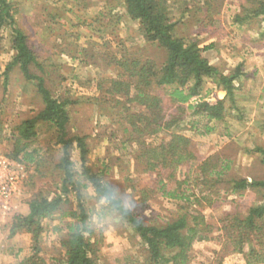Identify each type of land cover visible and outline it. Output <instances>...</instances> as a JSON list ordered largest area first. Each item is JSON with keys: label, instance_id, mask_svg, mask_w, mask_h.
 <instances>
[{"label": "rangeland", "instance_id": "rangeland-1", "mask_svg": "<svg viewBox=\"0 0 264 264\" xmlns=\"http://www.w3.org/2000/svg\"><path fill=\"white\" fill-rule=\"evenodd\" d=\"M10 1L15 9V20L28 36V44L43 66V71L34 67L32 72L44 76L46 86L54 95L76 102L70 107L69 133L86 137L90 150L87 167L115 189L116 197L123 200V205L134 207L144 203L137 211L147 222L162 225L172 220L186 203L165 196L159 181L164 180L166 190L173 192L188 178L190 169L188 185H182L180 190L201 199L202 205L193 208L206 216L215 231L223 213L244 215L250 206L264 204L262 195L256 191H247L241 197L227 191L231 180L264 178V155L258 151L264 150V17L252 19L250 25L243 27L233 22L244 9L255 8L256 0H219L213 2L211 15L190 6L178 30L181 37L196 41L201 47L213 46L205 56L227 75L241 67L243 76L235 82L238 88L235 106L243 114L239 119L236 109H231L223 122L210 124L215 126L214 132L204 134L206 122L188 111L175 131L193 141L198 161L177 170L173 178H169L168 171L144 173L132 159L133 147L122 145L127 135H124L121 123L106 115V86L102 90L99 86L100 80L111 78L106 74V51L120 55L122 44H125L132 53L146 51L147 56L160 58L157 50L142 40L138 23L126 16V22L122 21L120 26L122 36L106 39V21L113 18L106 17V13L110 9L123 12L121 0ZM180 10L170 8L171 16L179 18ZM10 36V29L0 31V153L4 155L14 150V142L5 139L12 137L23 120L34 117L43 109L36 82L27 81L18 67L11 72L7 85L5 83L4 72L14 55ZM106 40L113 42L107 49ZM205 90H211L212 99H222L213 83L206 85ZM232 106L231 102H226V107ZM190 122H195L194 128ZM166 138L163 134L149 139L148 143L158 145ZM34 150L39 152L37 162L27 166V179L18 202L20 208L6 217L8 219H0V261L9 257L13 261V256L4 251L7 247L14 246L15 251L22 249L23 257L31 256L33 248L38 247L41 256L49 264H55L54 260L63 257L61 243L67 235V226L78 221L72 213L79 214L80 206H84L89 228L94 231L89 236L93 242L98 241L99 264H144L143 243L134 237L120 214L111 211L109 204L99 199L92 185L81 177L79 151L72 155L75 178L86 187L70 193L69 202L62 210L52 219L43 221L37 240L26 232L10 238L14 217L27 216L29 202L35 196L53 199L62 194L63 175L57 168L62 148L56 145V135L47 124L39 126L38 137L31 144V151ZM206 160H211V167L217 165L218 169L228 166L222 182L212 189L213 194L218 193L210 197L214 200L211 206L202 199L209 192L199 193L195 188L198 186H195L196 179L201 180L198 166ZM220 235L216 231L212 236L217 240L196 243L189 264H218L223 256L218 241ZM222 264L245 263L243 257L236 254L224 258Z\"/></svg>", "mask_w": 264, "mask_h": 264}, {"label": "trees", "instance_id": "trees-1", "mask_svg": "<svg viewBox=\"0 0 264 264\" xmlns=\"http://www.w3.org/2000/svg\"><path fill=\"white\" fill-rule=\"evenodd\" d=\"M216 1L219 0H121L124 15L138 23L142 40L157 50L161 62L160 58L147 56L146 51L136 50L132 53L131 48L122 44L120 55H112L106 51V74L111 78L100 80L99 86L100 90L106 86V115L110 119L117 118L124 129V135H127L122 145L129 144L133 147L132 159L146 174L168 171L169 178H173L177 170L198 161L193 141L175 131L184 122L188 111L192 112L193 117L206 122L203 126L204 134L214 132L215 126L210 124L223 122L231 109H236L239 114L237 118L242 117L243 112L235 106L238 89L235 82L243 76L241 67L234 74L227 75L205 56L213 46L201 47L196 41L181 37L178 31L190 6L211 15L212 4ZM255 2V8L244 9L234 17V24L248 26L252 19L264 17V0ZM170 8L182 9L179 11L180 17L173 18ZM14 12L10 0H0V31L7 28L11 30L14 51L4 72L5 83L7 85L11 72L18 67L27 81L36 82L43 109L34 117L23 120L12 137L5 139L14 142V150L7 156L26 168L35 164L39 152L31 151V144L38 137L39 126L47 124L56 135V145L62 148L57 168L63 177L62 194L53 199L35 196L29 202V214L14 217L10 236L26 232L37 240L43 221L52 219L62 210L69 202L67 197L70 193L79 192L86 187L75 178L72 155L79 151L83 170L81 177L92 185L99 199L109 204L111 211L120 214L134 237L143 243L144 264H189L193 259L194 245L215 240L212 235L216 231L221 233L218 241L223 254L218 264H222L224 258L236 254L243 257L245 264H264V204L250 206L244 215L223 213L218 221L219 228L215 231L206 216L199 209L193 208L194 205H202L201 199L196 194L190 196L186 190H180L182 185H188L191 169L186 175L188 178L179 183V187L173 192L166 190L164 180L159 181L165 196L186 203L172 220L162 225L147 222L140 216V211H137L146 200L139 206L123 205V200L116 197L115 189L105 184L97 173L87 167L90 150L86 137L69 133L70 107L76 102L54 95L46 86L44 76L32 72L34 67L43 71V66L28 44V36L15 20ZM107 15L113 16L109 13L106 17ZM110 34L112 37L113 33ZM111 43V40H106V49ZM93 59L95 58L91 61ZM210 82L221 92V100L212 99L211 90H205ZM227 101L233 104L231 108L226 107ZM190 123L194 128L195 122ZM163 134L167 138L160 144L148 143L149 139ZM114 135L117 138L115 133ZM258 151L264 155V150ZM210 162L211 160H206L198 166L197 172L201 180L196 179L195 184L198 185L195 188L199 193L209 192L202 198L208 206L214 201L210 199L213 187L222 182L223 173L228 169V166H222L221 169L217 165L211 167ZM227 191L239 197L247 191H256L264 199V178L231 180ZM216 193L213 195H217ZM192 197H195L194 201ZM72 216L78 221L67 226V235L61 243L63 257L54 260V263L99 264L98 241L93 242L89 236L94 231L89 228V217L84 206H80L79 214L75 212ZM32 251V255H26L20 264H49L41 256L38 247H34Z\"/></svg>", "mask_w": 264, "mask_h": 264}, {"label": "built area", "instance_id": "built-area-1", "mask_svg": "<svg viewBox=\"0 0 264 264\" xmlns=\"http://www.w3.org/2000/svg\"><path fill=\"white\" fill-rule=\"evenodd\" d=\"M26 179V166L0 153V219L17 211Z\"/></svg>", "mask_w": 264, "mask_h": 264}, {"label": "crops", "instance_id": "crops-1", "mask_svg": "<svg viewBox=\"0 0 264 264\" xmlns=\"http://www.w3.org/2000/svg\"><path fill=\"white\" fill-rule=\"evenodd\" d=\"M121 11H122L121 9H117V10L110 9L109 10L108 13L112 14L113 18H110L111 20H108L107 23H106L107 24L106 25V39H110L111 38V34L110 33H113L112 37L113 36L114 37H121L122 36L121 30H120V26L122 24V21L126 22V17L124 15V11L123 12H121ZM108 22H109V24H108ZM112 43H111V45H112ZM19 208L20 207L18 205V208H17L16 212H18ZM28 214H29V210H28ZM6 219H8V218H6ZM6 219L4 220V222L6 221ZM10 238H13V237L10 236ZM14 243H15V240L13 241V244ZM14 248H15L14 246H13V248L7 247V248H5L6 250H4L7 255L10 254L9 256H11V255L13 256V257H11V259H13V261H11L10 257H9L8 260H4V262L0 261V264H20L21 263V261L24 259L23 254H21L23 250L18 248V250L15 251Z\"/></svg>", "mask_w": 264, "mask_h": 264}]
</instances>
